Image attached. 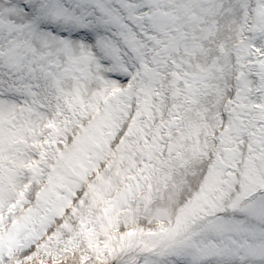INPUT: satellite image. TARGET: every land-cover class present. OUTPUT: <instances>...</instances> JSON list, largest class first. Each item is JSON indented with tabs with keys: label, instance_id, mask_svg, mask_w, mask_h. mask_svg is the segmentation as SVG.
<instances>
[{
	"label": "snow or ice",
	"instance_id": "6c2138e0",
	"mask_svg": "<svg viewBox=\"0 0 264 264\" xmlns=\"http://www.w3.org/2000/svg\"><path fill=\"white\" fill-rule=\"evenodd\" d=\"M0 264H264V0H0Z\"/></svg>",
	"mask_w": 264,
	"mask_h": 264
}]
</instances>
